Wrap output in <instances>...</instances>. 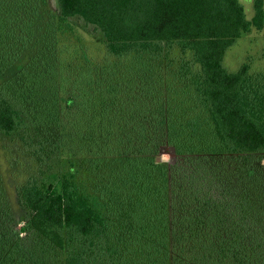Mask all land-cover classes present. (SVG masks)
<instances>
[{
    "label": "trees",
    "instance_id": "obj_1",
    "mask_svg": "<svg viewBox=\"0 0 264 264\" xmlns=\"http://www.w3.org/2000/svg\"><path fill=\"white\" fill-rule=\"evenodd\" d=\"M252 7L0 0V135L32 167L20 219L0 174V264H264V72L223 64Z\"/></svg>",
    "mask_w": 264,
    "mask_h": 264
},
{
    "label": "rangeland",
    "instance_id": "obj_2",
    "mask_svg": "<svg viewBox=\"0 0 264 264\" xmlns=\"http://www.w3.org/2000/svg\"><path fill=\"white\" fill-rule=\"evenodd\" d=\"M57 0H48L49 7H55ZM247 18L253 14L252 0H240ZM82 41L85 43L89 56L95 60H101L103 45L98 34H93L87 28H79ZM247 62L251 72H264V37L260 30L254 27L244 33L228 47L223 58L224 66L230 70H236L242 62ZM17 140H9L0 135V174L2 176L5 191L12 206L16 218L20 219L21 210L17 203L16 186L25 181L32 167L24 153L20 149ZM173 150L165 147L159 154L160 160L170 162Z\"/></svg>",
    "mask_w": 264,
    "mask_h": 264
},
{
    "label": "water",
    "instance_id": "obj_3",
    "mask_svg": "<svg viewBox=\"0 0 264 264\" xmlns=\"http://www.w3.org/2000/svg\"><path fill=\"white\" fill-rule=\"evenodd\" d=\"M157 159H159V157H157Z\"/></svg>",
    "mask_w": 264,
    "mask_h": 264
}]
</instances>
